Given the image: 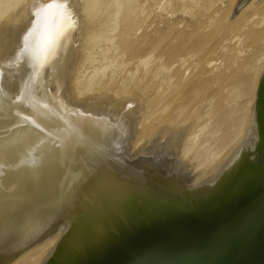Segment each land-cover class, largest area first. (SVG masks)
<instances>
[{
	"label": "water",
	"instance_id": "95a60500",
	"mask_svg": "<svg viewBox=\"0 0 264 264\" xmlns=\"http://www.w3.org/2000/svg\"><path fill=\"white\" fill-rule=\"evenodd\" d=\"M61 158L31 204L0 222V264L67 225L44 264H264V72L252 120L209 170L182 160L193 124L138 148V108L49 99Z\"/></svg>",
	"mask_w": 264,
	"mask_h": 264
},
{
	"label": "bare ground",
	"instance_id": "6f19581e",
	"mask_svg": "<svg viewBox=\"0 0 264 264\" xmlns=\"http://www.w3.org/2000/svg\"><path fill=\"white\" fill-rule=\"evenodd\" d=\"M145 1H147V0H145ZM145 1H142V5L144 4L143 2H145ZM194 1H197V0H194ZM212 1H211V4L213 3ZM220 1L221 0H219V2ZM202 2H205V0L204 1L202 0ZM207 2H210V0H207ZM215 3H217V2L215 1ZM221 3H222V1H221ZM137 4H141V3H138L137 0H80V1H78V0L77 1L76 0L75 1L74 0H0V19L4 18V19H1V22H0V222L7 219L8 217L12 216L16 212L20 211L21 209H23L24 207H26L32 203V201L50 183V180H51V178L55 172V169H56V167L60 161L62 137H61L59 121L57 119V116H56L53 108L51 107L50 102H49V99L52 95H55V94L61 95L67 102L72 103V104H78V105L90 104V103H100V104H105V105H110V106H122V105L128 104L131 101L136 102L137 108H138L137 125H138V130H139V136H138L136 143L134 144V148H138L140 145H142V143L146 140V138L154 130H156L160 127L183 128L184 126L189 124V122L184 126L183 125L180 126V124L186 123L188 118L193 116V124L190 126V128L187 130V132L184 134V137L181 141L180 155H181L183 162L190 169H192L193 171H196V172H204V171L211 169L236 144V142L242 137V135L244 134V132L248 128V126L252 120V116H253L256 91L258 88L260 78L264 72V0H227V4L225 3L226 4L225 7L220 6L221 8H223V10H222L223 12H221L220 16H217L218 18L219 17L220 18H219V20L217 19L218 22H217L216 26L215 25H214L215 27L213 26V28H216L215 30H217V28L223 29L221 31V33H219L217 31L219 34H221V37H223V39H224L225 35L227 37V34H230L231 32H232L231 34H234V31L242 32L243 35L245 36L244 37L245 40L240 39V40H242V45L246 41L248 44V47L250 48V51H251L248 58L245 59L246 61H244L243 63L239 62L242 64L234 72L233 78L235 77V81L233 83H235L237 85V87H235L236 89L233 88V89H235L236 93L235 92H232V93H235V95H231V97L235 98V96L238 97L239 94H243V95L246 94L249 98L247 99L248 101L246 100L247 104H245V106L242 104L244 107L241 106L242 107L241 109H242V111L247 110L248 105H251L250 106L251 108L248 109L249 110L248 115H246L247 114L246 111L242 112L243 115L241 114L242 116L240 115V118L237 121V119L233 118L234 115L233 116L231 115L232 113H230L228 115V113H225L224 111H222L221 106L215 107L216 113H221V119H229L230 120L229 124L231 125L230 126L231 130H229L227 132H223L220 136H218V137L216 136L214 138L212 137V139L211 138L209 139V137H208V139H206V140L203 139L202 142L199 141L200 131L202 132L203 129H205V128H207V126L211 125L210 122L208 123L207 121L205 123L204 122L201 123L200 121H205V119H207V118H204V120H203V117H202V114L200 113V111H197V110L194 111L195 109L193 110V106H194V108H196V107L201 105V104L200 105H197V104L200 102L202 97L205 95L204 94V92H205L204 89H206L205 86L208 87L207 84L203 87L202 82L201 83H200V81L197 82L200 77H204V73L206 72L205 71L206 68L205 69L200 68V70L201 69L203 70L202 73L199 71L196 75L197 80L192 81V83L197 82V84H194L191 87L190 86L192 84L191 81L188 83V85L191 83L189 85L190 87H187V90L185 89V91H187L188 94L185 93V91H184V88L187 85L183 88V90H180L181 92L178 93V97H176L177 93H176V96H173V95H175V93L172 94L174 92V90L177 89V86L175 87V89L172 88L173 91L170 88L171 89L170 91H172V93L170 91H168L167 88L163 89L164 88L163 87L162 88L163 92H164V90H166V91L170 92L168 94H164L163 92L161 93V91H158L160 89L157 90L158 87L156 88V90L159 92V95L157 92V96H159L158 98H160V99H158L156 96L157 99H155V101L156 100H159V101L162 100L161 102L164 103V106L162 108L160 107L161 109L157 108L156 105H159V106L163 105V104H161V102H160V104L156 103L155 106L158 110H160V113L162 111L166 110L167 115H163L164 119L160 118L159 120H157L158 123H156L155 125L154 124L148 125V126L142 125V123L144 121V116L149 118L151 116L150 113H152V111L155 110V108H154L155 106H153L154 109L152 107H150V108H152L151 109L152 111L150 113H148L147 109H149V108H147V105H148L147 100H146V98L143 99L142 93L145 92V90H146L145 83L147 82V79H146L147 76H148V78H149V76H150V78H152L153 76L157 77L156 75H158L159 72L161 71V69H160V71L157 72V67H155L156 64L153 66V67H155L154 70L156 69L155 75H153V76L148 75V73L146 75L145 70L146 69L148 70V68H146L145 70H143L144 74H145V76L143 74V77L144 78L146 77L145 78L146 80L143 79L142 77H139L137 80L133 79L134 81L132 80L133 83L130 84V86L128 84L131 83V81H130L131 79L129 80L130 82L127 81L128 82L127 84L124 83L125 85L123 87H121V85H120L119 87H121L122 90L126 93V95H122L121 98H119V97H117L118 99L116 98V93H118V91L122 92L121 89L120 90L117 89L118 91L115 89L116 90L115 94H111V95L105 94L106 92L102 93L101 91H100L101 93H99V92H97L98 90L97 91L94 90L95 93H91V92H93L92 89L90 92L91 94L86 96V93H85L83 95L84 97L81 95L84 92V90H86V89H87V91L90 90L91 85L94 84V85H96V87L99 86L98 80L94 81L95 80L94 76L96 74L99 75L100 73H102L105 65L109 66V64H110V66L113 68V64H111L110 62L114 63V61H115L113 59L114 55L111 59L112 61L109 62V60H110L109 58H111L112 52L117 51L118 48L121 50L122 55H125L124 53L130 52V51L128 52V50H130V47H132L131 43L134 42L135 38L134 39L132 38L133 41L130 42L129 36L132 34L131 33L132 29L136 27V26L134 27V25L140 24V22L139 23L137 22V20L140 17L139 18L137 17L138 19L134 20L135 15H132V12L134 11V8H136L135 6H137ZM17 5H19L18 8H17ZM199 5H201L200 2H199ZM139 7H140V5H139ZM202 7H205V4H203ZM200 8H201V6L199 7V9ZM136 9H135V11H136ZM141 10L142 9L140 8L139 12H141ZM134 12H133V14H134ZM214 12H211L210 14H212V13L214 14ZM146 13L147 14L145 16L147 17L148 13H150V12H146ZM216 13H217V11H216ZM137 14H136V16H137ZM136 16H135V18H136ZM21 17H22V20L19 21ZM208 17H210V15ZM142 18H141L143 20L142 23H144V21L146 22L145 17H142ZM16 19H19L18 20L19 23L14 24V21ZM141 19H140V21H141ZM214 21H216V20H214ZM214 21H212V22H214ZM207 22L205 20L204 24H206ZM212 22H211V25L213 24ZM170 24H169V26H170ZM172 24H174V23H172ZM208 24H210V22H208ZM141 26H139V29ZM199 26L197 27V31L199 30L198 28H200ZM204 26L205 25H203V27ZM205 27H207V26H205ZM117 28L119 29V31H118L119 33L116 32V34L118 35L117 36V43H116L115 42L116 39L114 40V38H113L114 35L111 34V36H113V37H110V33L113 32L114 30H116ZM137 28H138V26H137ZM172 28H173V26H172ZM207 28H210V27H207ZM155 29H157V28H155ZM135 32H136V30L134 31L133 34H135ZM165 32H163V33H165ZM212 32L213 31L211 30V33ZM163 33H161V34L163 35ZM189 33H188V35H189ZM222 34H225V35H222ZM159 35H160V33H159ZM203 35L205 36V34H203ZM131 36H133V35H131ZM144 36H146V35H144ZM200 36H202V35H200ZM238 36H240V35H238ZM242 36H240V37H242ZM143 37H142V40L140 39L142 43H144ZM205 37L207 38L208 35ZM210 37H211V35H210ZM221 37H219V39ZM226 37H225L224 41L229 40ZM240 37H238V39H236V40H238L237 41L238 43L240 42L239 45L241 44V41H239ZM161 38H164V36ZM137 39H138V36L136 37V40ZM219 39H217V40H219ZM112 40H114L115 44H113L114 42H112ZM149 40L150 39H148V41ZM158 40H156V41H158ZM170 40L172 41V39H169V41L168 40L167 41L170 43ZM206 40H209V39H206ZM156 41L153 43H156ZM163 41L164 40H162V42ZM203 41H202V43H200V45L197 46V48L195 47L196 50H198L200 47H202V49H203V46L204 47L207 46L208 41H205L204 43H203ZM110 42H112L111 43L112 46L113 45L116 46L115 48H113V51H112V46L111 47L108 46V44H110ZM168 42H166V43L168 44ZM213 42H217V41L214 40ZM75 43H76V45H75ZM238 43H237V45H238ZM137 44H138V42H137ZM139 44H140V42H139ZM232 44L233 43H231V45ZM74 45L76 46V48ZM99 45H102V47H100ZM153 45H151V47L152 46L154 48L157 47V43L153 44ZM195 45H197V44H195ZM216 45H217V43L210 45V47L208 46L209 47V48L207 47L208 50L206 49L207 52L204 51L206 53L203 54L202 56L200 55V58L205 57L206 54H212L213 52H211V51L213 50V48H214L213 51H215L216 49L219 48L218 46H217L218 47L217 48ZM242 45H240V46L242 47ZM107 46H108V48H106ZM174 46H175V44H174ZM184 46H185V44H184ZM73 47L76 50H73ZM98 47H99V51L102 53V56L106 55L107 58L105 57L106 58L105 60H108L107 64L106 63H105V65L103 64L104 67H96L97 64H95V66H92V69H90L89 75H91V77L90 78L86 77L85 79L77 82V80L79 79L78 75L79 74L81 75V73H82V70H83L82 68L86 64H88L89 62L93 63L92 56H93L94 52H97L96 54L100 53L98 51H95L96 48H98ZM135 47H136V45H135ZM162 47L164 48L165 45H163ZM192 47H193V45H192ZM141 48L142 47L140 46V50H141ZM232 48H233V46H232ZM240 48L238 46L236 51H238V49H239V52H240ZM132 49H133V47H132ZM151 49H153V48H151ZM162 49H160L161 51H159V49H158V51H159L158 55L159 56L155 55L156 57H158V58L154 57L155 59L159 60V58H161L163 60L166 57V56H164L163 58L160 57L162 51H164ZM191 49H193V48H191ZM220 49H222V48H220ZM242 49L244 50V48H242ZM109 50H111V51H109ZM138 50H139V48H138ZM147 50H148V48H147ZM200 50H201V48L198 50L197 53H199ZM146 51H144V49H143L144 53ZM166 51H167V49H166ZM194 51L192 52L193 55L196 53V52L194 53ZM227 51H228V49H227ZM121 52L119 51L120 56H121ZM138 52H136V53H138ZM143 52H142V54L140 53L142 56H137L135 54L138 58H135L133 56L135 59H137V60H135L133 58V60H135V62H137L135 64V66L132 65V66H134V68H133V69H135L134 71H138L137 68H139V65L145 64L147 61H150V59L152 57L150 55L153 52L152 50H151V53L149 52L150 54L148 53L151 57L145 53L148 57H150V59H148V57L146 58ZM176 53H175V48H174L173 50L168 52V55L166 53V55L170 59L173 58V60H174V58H175L174 55ZM117 54H118V52H117ZM129 54L132 55V52ZM187 54L188 53H186V56H187ZM162 55H163V53H162ZM213 55H214V53H213ZM213 55H212V57H213ZM116 56L118 57L119 55H116ZM188 56H189V58H191L190 57L191 54ZM118 58H119V61L122 59L121 57H118ZM209 58H211V56ZM209 58H207V59H209ZM93 59H94V56H93ZM115 59H117V58L115 57ZM153 59H151V60H153ZM198 59H199V57H198ZM201 59H203V58H201ZM100 60H101V58H100ZM124 60H125V62H122V60H121V62L118 61L120 63V65H121V63L128 64L130 62V61L126 62L127 59H124ZM133 60H132V62H133ZM181 60L182 59H180L179 61H181ZM183 60H184V58H183ZM210 60H209V63L211 62ZM94 61H95V59H94ZM164 61L166 62V60H164ZM175 61L177 62L176 59H175ZM103 62H104V60L102 61V63ZM154 62L155 61H153V63ZM165 62L162 63L160 61V64L164 65ZM169 63H170V61H169ZM172 63H173V61H172ZM172 63H170V64H172ZM181 63H186V57H185L184 62H181ZM202 63H204V62H202ZM148 64H149V62H148ZM197 64H199V63L197 62ZM178 65H176V66L179 68L180 66H178ZM180 65H181V67H183L182 64H180ZM183 65H185V64H183ZM99 66H102V65L99 64ZM165 66H167V65H164L163 68ZM169 66H171V65H169ZM117 67H118V71H119V66H117ZM135 67H137V68H135ZM147 67H148V65H147ZM150 67L151 66H149V68ZM177 67H176V69H177ZM71 68H74L73 69L74 71L71 70ZM114 68H116V67H114ZM169 68L167 69V67H166L165 70L168 71ZM123 69H125V68H123ZM126 69L129 70V68H126ZM193 69H194V67H193ZM196 69H199V68H196ZM128 70H127V72H128ZM170 70H172V68ZM183 70H185V68L182 69L181 71H183ZM212 70L213 69L210 68L209 72ZM185 71H183V72H185ZM108 72L109 71H107V73ZM111 72L114 73V71H111ZM147 72H149V70ZM151 72L152 71L150 69V73ZM176 72H178V69ZM119 73L121 74V71L118 72V74ZM180 73L181 72H179V74ZM212 73H213V71H212ZM134 74H136V73H134ZM152 74H154V73H152ZM190 74L191 73H189V75ZM110 75H108V76H110ZM165 75L162 74L161 76L164 77ZM172 75H174L173 72L171 73V77H172ZM138 76H139V74L137 75V77ZM159 76H160V74H159ZM182 76H184V75L181 74V77ZM103 77H104V75H103ZM110 77H109V79L113 78V76H112V78H110ZM171 77H170V75H168V77H167L169 79H165V78L160 77L161 78L160 80L163 82L165 80L166 83L168 82L167 80H169L168 85L170 83L173 84L175 82H170ZM177 77H179V76L177 75ZM185 77H187V75ZM96 78H98V77H96ZM99 78H100V75H99ZM120 78L122 79L123 77L121 76ZM153 78H152V80H153ZM214 78H212V80H214ZM155 79L159 80V77H157ZM181 79H183V77ZM142 80L145 82L144 85L140 84V83H143ZM179 80H180V77H179ZM207 80H208V78H207ZM154 81H153V83H155V85H156L158 81L157 82H154ZM181 81L183 82V80H181ZM76 82H77V84H76ZM106 82L103 83V86L106 84ZM149 82H147V83H149ZM207 82L209 83V86H210L211 85L210 82L209 81H207ZM74 83L76 85H74ZM100 83H101V81H100ZM136 83H137V85H139V87H136L137 86ZM151 83H152V81H151ZM166 83L164 86H166ZM110 84H111V82H110ZM158 84H157V86H158ZM160 84H163V83L161 82ZM176 84L178 85L177 82H176ZM184 84L185 83H183V85ZM173 85H175V84H173ZM159 86L161 87V85H159ZM116 87H118V85ZM128 87H130V89L136 87L139 90L134 89L133 91L127 92L126 90L128 89ZM171 87H172V85H171ZM182 87H181V89H182ZM96 89H98V88H96ZM231 89L232 88H230V90ZM211 91H213V90H211ZM211 91L209 92V94L211 93ZM232 93H230V94H232ZM202 94H203V96H202ZM212 94L213 93H211V96H212ZM79 95H81V97ZM148 95L146 94L145 96H148ZM153 95H151V97ZM160 95H161V97H160ZM216 96H219V94ZM216 96L214 95V98H216ZM229 96L230 95L228 94L226 99H228V98L231 99V97H229ZM151 97H150V99H151ZM204 98H206L205 102H208L207 101L208 96L207 97L204 96ZM222 98L224 100L223 95H222ZM239 98H240V96H239ZM152 99H154V98H152ZM219 100L220 99H218V101ZM223 100H220V102H218V103H221V101H223ZM230 101H228V102H230ZM153 102H154V100H153ZM153 102L151 103V105L153 104ZM216 102H217V100H215L214 105ZM242 102H243V99H242ZM244 102H245V100H244ZM210 103L213 104V102H210ZM218 103H216V104H218ZM203 105H204V103H203ZM203 105H201V107H203ZM235 105L238 107V105H239L238 101L235 103ZM149 106H150V104H149ZM236 106H234V108ZM212 107L210 108L211 112L213 110ZM204 108H206V107H204ZM204 108H202V109H204ZM196 109L201 110L200 108H196ZM210 109H209V112H210ZM231 109L233 111L237 108L233 109V107H232ZM206 111L209 114L208 110H206ZM203 112H204V110H203ZM213 112H215V111H213ZM213 112L211 113L212 115L214 114ZM237 112H239V111H237ZM207 113L204 115L209 118L208 120H210V117H212V116L210 114L207 115ZM233 114H235V112ZM229 116H231V117H229ZM179 117H182V119H183L181 122L177 121V118H179ZM201 117H202V120H200ZM189 119H192V118H189ZM207 124H209V125H207ZM222 124H224V122H222V121L214 122L213 127H211L212 130H210L209 128L208 129L213 135V130L215 131L218 128L217 125L222 126ZM227 127L229 128V126H227ZM209 131L208 130L203 131V135L205 132L207 133ZM218 131H220V129ZM218 131H215V132L219 133ZM210 132H209V134H210ZM203 135L201 134V136H203ZM212 135L210 134V137ZM206 137H207V135H206ZM66 227H67V225L65 223H62L52 234H50L46 238L42 239L41 241H39L38 243H36L32 247H30L29 249H27L26 251L21 253L10 264H44V262L52 254V252H53L55 246L57 245L60 237L65 232Z\"/></svg>",
	"mask_w": 264,
	"mask_h": 264
},
{
	"label": "rangeland",
	"instance_id": "374dc122",
	"mask_svg": "<svg viewBox=\"0 0 264 264\" xmlns=\"http://www.w3.org/2000/svg\"><path fill=\"white\" fill-rule=\"evenodd\" d=\"M75 1V0H74ZM77 1V0H76ZM78 1H80V0H78ZM141 1V2H140ZM142 1H145V0H137V2L138 3H141V4H137V6H135L136 8H134V11H135V9H136V11L134 12V14H133V12H132V15H135L136 16V14L140 11V8L142 9L141 10V12H139L138 14H137V16H136V18H135V16H134V20H137L139 17V19L137 20V22L139 23L140 22V24H138V25H134V27L135 28H133L132 29V31H131V35H133V36H129V41L131 42V41H133L132 40V38L134 39V42L133 43H131L132 44V47H133V49H132V47H130V50H128V52L129 53H131L132 52V55L131 54H129V53H124L125 55H122V52H121V50L118 48L117 49V51H115V52H112V56H111V58H109L110 60H109V62L110 61H112L111 59H112V57H113V55H114V63L116 64H114V63H112V62H110L111 64H113V68L110 66V64H109V66L108 65H105V63L107 64V61L108 60H105L107 57H106V55L105 56H102V53L99 51V47L98 48H96V50L95 51H98V52H100L99 54H96L97 52H94V54H93V56H94V59H95V61H94V59H93V56H92V61H93V63H91V62H89L88 64H86L82 69V73H81V75L79 74L78 75V77H79V79L77 80V82H79V81H81V80H83V79H85L86 77L88 78H90L91 77V75H89L90 74V69H92V66H95V64H97V66L96 67H104V65H105V67H104V69H103V72L102 73H100L99 75H100V78H99V75L98 74H96L94 77V81H97L98 80V85L99 86H97L96 87V85H91V88H90V90H88L87 91V89L86 90H84V92L81 94L82 96L86 93V96L87 95H89V94H91V93H95V91H97V92H99V93H105V94H108V95H111V94H115V91L118 89V90H122V88L121 87H123L125 84H127L128 82L127 81H129L130 79V81H131V83H129L128 85L130 86V84H132L133 83V79H135V80H137L139 77H142L143 79H145L144 77H143V74H144V71L143 70H145L146 68H148V70H149V72H147L148 70L146 69L145 71V73H146V75H147V73H148V75H155V71H156V69L154 70V68L155 67H157V72L158 71H160V69H161V73L159 72V74H160V76H159V74L158 75H156L157 77H159V80H157V79H155V78H157V77H152L153 78V80H152V78H150V76H149V78H148V76H147V82H149V83H145L143 80V83H140L141 85L143 84L144 85V83H145V85H146V90H145V92H143L142 93V96H143V99H145L146 98V100H147V108H149V109H147V111H148V113H150L152 110V108H153V106H155L156 105V103H159L160 104V102L162 101H159V100H156L155 101V99H157L159 96H157V92L158 91H161V93L163 92V89H166L167 88V90L168 91H170L172 88H174L175 89V87L177 86V89H175L174 90V92L172 93V91H173V89H172V91H170L172 94H174L175 93V95H173V96H176V93H177V96L176 97H178V93H180L181 91L180 90H183V88H184V91H185V89L187 90V87H192V85H194V84H197V82H199L200 81V83L202 82V84H203V87L207 84L208 85V87L207 86H205V88L206 89H204L205 90V92H204V96H208V98H207V101L208 102H205L206 101V98H204V96H203V94H202V101L200 100V102L197 104V105H203V103H204V105H203V107H201V105L200 106H198V107H196V108H200L201 110H199V109H196V108H194V106H193V110L194 111H200V113L202 114V117H203V120H204V118H207V119H205V121H200L201 123L202 122H210V124L211 125H209V124H207V125H209V126H207V128H205V129H203L202 130V132L200 131V133H199V141L200 142H202L203 141V139L204 140H206V139H208V137H209V139L211 138L212 139V137L214 138V137H218V136H220L223 132H227V131H229V130H231L230 128V120L229 119H221V113H216V110H215V107H217V106H221L222 107V111H224L225 113H228V115L230 114V113H232L231 115L233 116L234 115V119H237V121H238V119L240 118V115L242 114V112H245L246 111V115H248V113H249V108H251L250 106L251 105H248V107H247V110H245V111H242V107H244L245 106V104H247V102H246V100L249 98L246 94H239V96H240V98H239V96L237 97V96H235V98L234 97H231V95H235V93H236V91H235V87H237V85L235 84V83H233L234 81H235V77L233 78V76H234V72H235V70L244 62V61H246L245 59H247L248 58V56H249V54L251 53V51H250V48L248 47V44H247V42L245 41L244 43H243V45H242V40H245L244 39V35H243V33L242 32H238V31H234V34H227V37H226V33L225 34H222V35H225L224 36V39H223V37H221V34H219V33H221V31L223 30V29H219V28H217V30H215L216 28H213V26L215 25L216 26V24H217V22H218V20H219V18L217 17V16H220L221 15V12H223L222 10H223V8H221V7H225L226 6V4H227V0H221L222 1V3H221V1L219 2V0H210V2H207V0H205V2H202V0H197V1H194V0H147V1H145V2H143L144 4L142 5ZM204 1V0H203ZM211 1L213 2L212 4H211ZM215 1L217 2V3H215ZM196 2V3H195ZM199 2H200V4L201 5H199ZM226 3V4H225ZM161 4V5H160ZM203 4H205V7H202L203 6ZM211 4V5H210ZM224 4V5H223ZM139 5H140V7H139ZM219 7H218V6ZM18 6L19 5H17V8H18ZM201 6V8L199 9V7ZM208 6V7H207ZM211 6V7H210ZM217 6V7H216ZM221 6V7H220ZM159 8V9H158ZM217 8V9H216ZM199 9V10H198ZM204 10V11H203ZM206 10V11H205ZM217 11V13H216V11ZM214 12V14L212 15V14H210L211 12ZM219 11V12H218ZM146 12H150V13H148V15H147V17L145 16L147 13ZM202 12V13H201ZM145 13V14H144ZM207 13V14H206ZM140 14V15H139ZM219 14V15H218ZM206 15V16H205ZM210 15V17L212 18H210V17H208ZM216 15V16H215ZM213 16V17H212ZM138 17V18H137ZM142 17H145V20H146V22L144 21V23H142L143 22V18ZM217 17V18H216ZM143 20H142V19ZM208 18V19H207ZM215 18V19H214ZM1 19H4V18H1ZM1 19H0V22H1ZM140 19H141V21H140ZM218 19V20H217ZM19 19H16L15 21H14V24H16V23H19V21H21L22 20V17L20 18V20L18 21ZM205 20H206V22L208 21V22H210V24H208V22L206 23V24H204L205 23ZM214 20H216V21H214ZM203 21V22H202ZM212 21H214V22H212ZM211 22L213 23L212 25H211ZM216 22V23H215ZM171 23V24H170ZM172 23H174V24H172ZM169 24H170V26H169ZM142 25V26H141ZM173 26V28H172V26ZM200 25V26H199ZM203 25H205V26H207V27H210V28H207V27H203ZM137 26H138V28H137ZM139 26H141L140 27V29H139ZM169 26V27H168ZM200 27V28H198L199 30L197 31V27ZM214 26V27H215ZM149 27V28H148ZM157 28V29H155V28ZM168 27V28H167ZM172 29H171V28ZM178 27V28H177ZM202 27V28H201ZM159 28V29H158ZM194 28V29H193ZM118 29V28H117ZM114 30L113 32H111L110 33V37H113V36H111V34L112 35H114V40L116 39V43H117V34H116V32H118L119 31V29L118 30ZM136 30V32H135V34H133L134 33V31ZM153 29V30H152ZM165 29V30H164ZM204 29V30H203ZM152 30V31H151ZM158 30V31H157ZM211 30L213 31L212 33H211ZM160 31V32H159ZM166 31V32H165ZM169 33H168V32ZM171 31V32H170ZM208 31V32H207ZM210 31V32H209ZM219 33H218V32ZM160 33V35H159V33ZM163 32H165V33H163ZM183 32V33H182ZM190 32V33H189ZM215 32V33H214ZM237 32V33H236ZM115 33V34H114ZM119 33V32H118ZM143 33V34H142ZM149 33V34H148ZM156 33V34H155ZM161 33H163V35L161 34ZM188 33H189V35H188ZM208 33V34H207ZM148 34V35H147ZM169 34V35H168ZM203 34H205V36H207L208 35V37L206 38ZM219 34V35H218ZM240 35V36H242V37H240V36H238V35ZM116 35V36H115ZM144 35H146V36H144ZM173 35V36H172ZM185 35V36H184ZM188 37H187V36ZM193 35V36H192ZM199 35V36H198ZM200 35H202V36H200ZM210 35H211V37H210ZM215 35V36H214ZM237 35V36H236ZM138 36V39L136 40V37ZM140 36V37H139ZM144 36V37H143ZM164 36V38H161V37H163ZM233 36V37H232ZM142 37H143V40H144V43H142L141 42V40H142ZM160 37V38H159ZM166 37V38H165ZM175 37V38H174ZM182 39H181V38ZM203 37V38H202ZM219 37H221L220 39H219ZM225 37L226 38H228L229 40L228 41H224L225 40ZM231 37V38H230ZM237 37V38H236ZM238 37H240L239 38V41H241V44L240 45H242V47L239 45V43L237 42L238 40H236V39H238ZM150 39L149 41H148V39ZM152 38V39H151ZM174 38V39H173ZM177 38V39H176ZM205 38V39H204ZM234 38V39H233ZM141 39V40H140ZM147 39V40H146ZM160 41H159V40ZM169 39H172V41L170 40V43L168 42L169 41ZM176 39V40H175ZM206 39H209V40H206ZM217 39H219V40H217ZM223 39V40H222ZM233 39V40H232ZM240 39H242V40H240ZM114 40H112V42H114ZM146 40V41H145ZM156 40H158V41H156V43H157V47L156 48H154L153 46V44H156V43H153V42H155ZM162 40H164L163 42H162ZM168 40V41H167ZM188 40V41H187ZM196 40V41H195ZM204 40V41H203ZM217 41V42H213V41ZM236 40V41H235ZM148 41V42H147ZM185 41V42H184ZM187 41V42H186ZM200 41V42H199ZM202 41H203V43L205 42V41H208V43H207V46H203V49H202V47H200L201 48V50L199 51V53H197L198 52V50L200 49H198V50H196V48H197V46L198 45H200V43H202ZM210 41V42H209ZM221 41V42H220ZM112 42H110V44H108V46H112L111 45V43ZM115 42L113 43V44H115ZM137 42H138V44H137ZM139 42H140V44H139ZM147 42V43H146ZM162 42V43H161ZM166 42H168V44L166 43ZM182 42V43H181ZM199 42V43H198ZM213 42V43H212ZM160 43V44H159ZM167 45H166V44ZM173 43V44H172ZM214 44V43H217V45H216V47L218 48V49H216L215 51H213L214 50V48H213V50L211 51V52H213L214 53V55H213V53L212 54H206L205 55V57H201V58H203V59H201L200 58V55L202 56L203 54H205L206 52H207V50H208V48L210 47V45H212V44ZM220 43V44H219ZM231 43H233L232 45H231ZM237 43H238V45H237ZM246 43V44H245ZM99 44V43H98ZM174 44H175V46H174ZM177 44V45H176ZM182 44V45H181ZM184 44H185V46H184ZM195 44H197V45H195ZM222 44V45H221ZM227 46H226V45ZM236 44V45H235ZM75 45H76V43H75ZM74 45V46H75ZM135 45H136V47H135ZM151 45H153L152 47H151ZM163 45H165V47L163 48L162 46ZM192 45H193V47H192ZM220 45V46H219ZM100 47H102V45H99ZM108 46L106 47V48H108ZM140 46L142 47L141 48V50H140ZM178 46V47H177ZM209 46V47H208ZM231 46V47H230ZM232 46H233V48H232ZM238 46H239V48H240V52H239V49H238V51H236L237 50V48H238ZM116 46L115 45H113L112 46V51H113V48H115ZM150 47V48H149ZM187 47V48H186ZM196 47V48H195ZM208 47V48H207ZM215 47V48H216ZM75 48H76V46H75ZM74 47H73V50H76ZM138 48H139V50H138ZM147 48H148V50H147ZM151 48H153V49H151ZM163 48V49H162ZM172 48V49H171ZM175 48V53L177 54H175L174 55V60H173V58L172 59H170L169 57H167V55H168V52H170L171 50H173ZM182 48V49H181ZM191 48H193V49H191ZM220 48H222V49H220ZM242 48H244V50L242 49ZM249 48V49H248ZM262 48V47H261ZM143 49H144V51H146L145 53L148 55V56H150L151 57V59H153L154 57L155 58H158V57H156L155 55H158V52L159 51H161L160 49H162V50H164V51H162V53H163V55H162V53H161V56L160 57H164V56H166L163 60L161 59V58H159V60L158 59H153V60H151L150 59V57H148L144 52H143ZM146 49V50H145ZM150 49V50H149ZM158 49H159V51H158ZM166 49H167V51H166ZM185 49V50H184ZM207 49V50H206ZM220 49V50H219ZM224 49V50H223ZM227 49H228V51H227ZM242 49V50H241ZM115 50V49H114ZM151 50L153 51L152 52V54H150L151 53ZM195 50V51H194ZM203 50V51H202ZM233 50V51H232ZM247 50V51H246ZM263 50V49H262ZM109 51H111V50H109ZM119 51L121 52V56H120V54H119ZM139 51V52H138ZM155 51V52H154ZM188 51V52H187ZM194 51V55L192 54V52ZM204 51H206V52H204ZM217 51V52H216ZM227 51V52H226ZM117 52H118V54H117ZM136 52H138V53H136ZM142 52L144 53V55H145V57L147 58L148 57V59H150V61H147L145 64H140L139 65V68H137V67H135V68H137V70L138 71H134L135 69H133L134 68V66H135V64L137 63V62H135V60H137V59H135V58H138L137 56H142L141 54H142ZM150 52V53H149ZM167 53V55H166V53ZM180 52V53H179ZM210 52V53H211ZM216 52V53H215ZM232 52V53H231ZM246 52V53H245ZM141 53V54H140ZM150 55H149V54ZM186 53H188L187 54V56H186ZM191 54V58H189V56L188 55H190ZM237 53V54H236ZM137 56H136V55ZM140 54V55H139ZM185 54V55H184ZM99 55V56H98ZM101 55V56H100ZM116 55H119L118 57H121L120 59L122 60V62H125V60L124 59H127L126 60V62H128V61H130L128 64H123V63H121V65H120V63L119 62H121V60L119 61V58L116 56ZM131 55V56H130ZM181 55V56H180ZM209 55V56H208ZM212 55H213V57H212ZM124 58H123V57ZM128 56V57H127ZM135 58H134V57ZM159 56V55H158ZM179 56V57H178ZM211 56V58H209ZM237 56V57H236ZM96 57V58H95ZM104 57V58H103ZM106 57V58H105ZM115 57L117 58V59H115ZM185 57H186V63H181V62H184V60H185ZM198 57H199V59H198ZM240 57V58H239ZM243 57V58H242ZM100 58H101V60H100ZM133 58L135 59V60H133ZM144 58V57H143ZM168 58V59H167ZM183 58H184V60H183ZM189 58V59H188ZM207 58H209V59H207ZM147 59V60H148ZM175 59L177 60V62L175 61ZM180 59H182L181 61H179ZM201 59V60H200ZM211 59V60H210ZM104 60V62L102 63V61ZM132 60H133V62H132ZM164 60H166V62L164 61ZM170 61V63H172V61H173V63L172 64H170L169 63V61ZM209 60L211 61L210 63H209ZM226 60V61H225ZM228 60V61H227ZM119 61V62H118ZM153 61H155L154 63H153ZM160 61L162 62V63H164L165 62V64L164 65H167V66H165L164 68H163V66L164 65H162V64H160ZM207 63H206V62ZM235 61V62H234ZM101 62V63H100ZM118 62V63H117ZM135 62V63H134ZM148 62H149V64H148ZM168 62V63H167ZM179 62V63H178ZM197 62L199 63V64H197ZM202 62H204V63H201ZM239 62H242V63H239ZM191 63V64H190ZM99 64H101L102 66H99ZM104 64V65H103ZM119 64V65H118ZM157 66H156V65ZM171 65V66H169V65ZM174 64V65H173ZM179 64V65H178ZM180 64H182V66L183 67H181V65ZM183 64H185V65H183ZM239 64V65H238ZM115 65V66H114ZM126 65V66H125ZM132 65H134V66H132ZM143 65V66H142ZM147 65H148V67H147ZM155 65V67H153ZM159 65V66H158ZM162 67H161V66ZM176 65H178V66H180L179 68L176 66ZM195 65V66H194ZM238 65V66H237ZM117 66H119V71H118V67ZM122 66V67H121ZM125 66V67H124ZM131 66V67H130ZM142 66V67H141ZM145 66V67H144ZM149 66H151L150 68H149ZM170 68H169V67ZM174 66V67H173ZM185 66V67H184ZM187 66V67H186ZM190 66V67H189ZM199 66V67H198ZM110 67V68H109ZM114 67H116V68H114ZM160 67V68H159ZM166 67H167V69L169 68V70L172 68V70H165L166 69ZM176 67H177V69H178V72H176L177 71V69H176ZM193 67H194V69H193ZM217 67V68H216ZM123 68H125V69H123ZM126 68H129V70L128 69H126ZM153 68V69H152ZM159 68V69H158ZM185 68V70H183V71H185V72H183V71H181L182 69H184ZM196 68H199V69H196ZM200 68H206L205 69V73H204V77H200L199 79H198V81L195 83V82H193L192 83V81H195V80H197L196 78H197V73L200 71L201 73H202V69L200 70ZM210 68L211 69H213L212 71H213V73H212V71H210L209 72V70H210ZM215 68V69H214ZM235 68V69H234ZM74 68H71V70H73ZM150 69H151V73H150ZM165 71H163V70ZM175 69V70H174ZM180 69V70H179ZM234 69V70H233ZM127 70H128V72H127ZM132 70V71H131ZM193 70V71H192ZM233 70V71H232ZM74 71V70H73ZM107 71H109L108 73H107ZM111 71H114V73L113 72H111ZM121 71V74L119 73L118 74V72H120ZM123 71V72H122ZM134 71V72H133ZM141 71V72H140ZM173 72V74L174 75H172V77H171V73ZM192 71V72H191ZM111 72V73H110ZM125 72V73H124ZM131 72V73H130ZM168 74H167V73ZM179 72H181L180 74H179ZM106 73V74H105ZM114 75H113V74ZM134 73H136V74H134ZM150 73V74H149ZM152 73H154V74H152ZM189 73H191L190 75H189ZM194 73V74H193ZM215 73V74H214ZM85 74V75H84ZM104 75V77H103V75ZM113 76V78H112V76ZM139 74V76L137 77V75ZM157 74V73H156ZM162 74H166L164 77L163 76H161ZM181 74L182 75H184V76H182L183 77V79H181L182 77H181ZM217 74V75H216ZM88 75V76H87ZM108 75H110V76H108ZM116 75V76H115ZM120 75V76H119ZM126 75V76H125ZM136 75V76H135ZM168 75H170V82H175V83H173V84H175V85H173L172 83H170L169 85H168V83H169V80H167L168 82L166 83L165 82V80H164V82L163 81H161L160 79L161 78H165V79H169V78H167L168 77ZM177 75L180 77V80H179V77H177ZM187 75V77H185ZM194 75V76H193ZM123 77L122 79L120 78V77ZM135 76V77H134ZM144 76H145V74H144ZM167 76V77H166ZM193 76V77H192ZM218 76V77H217ZM96 77H98V78H96ZM109 77L110 78H112V79H109ZM128 77V78H127ZM133 77V78H132ZM137 77V78H136ZM161 77V78H160ZM174 77V78H173ZM176 77V78H175ZM185 77V78H184ZM215 77V78H214ZM173 78V79H172ZM207 78H208V80H207ZM212 78H214V80H212ZM220 78V79H219ZM226 78V79H225ZM108 79V80H107ZM115 79V80H114ZM145 79V80H146ZM151 79V80H150ZM103 80V81H102ZM111 80V81H110ZM133 80V81H132ZM149 80V81H148ZM155 80V81H154ZM158 82H157V81ZM176 80V81H175ZM181 80H183V82L181 81ZM188 80V81H187ZM212 82H211V81ZM223 80V81H222ZM100 81H101V83H100ZM106 82V84L103 86V83H105ZM119 81V82H118ZM129 81V82H130ZM141 81V82H142ZM151 81H152V83H151ZM153 81L154 82H157V84H158V86H157V84L155 85V83H153ZM160 81V82H159ZM186 81V82H185ZM191 81V85L189 86L188 85V83ZM205 81V82H204ZM207 81H209L210 82V86H209V83L207 82ZM220 81V82H219ZM77 82H76V84H77ZM110 82H111V84H110ZM113 82V83H112ZM163 83V84H160V83ZM176 82L178 83V85L176 84ZM119 83V84H118ZM125 83V84H124ZM165 83H166V86H164L165 85ZM181 85H180V84ZM183 83H185L184 85H183ZM75 83H74V85H76ZM108 84V85H107ZM118 85V87H116L117 85ZM123 84V85H122ZM201 84V85H202ZM218 84V85H217ZM232 84V85H231ZM116 85V86H115ZM121 85V87H119ZM127 85V86H128ZM136 85H137V83H136ZM159 85H161V87L159 86ZM171 85H172V87H171ZM168 86V87H167ZM170 86V87H169ZM183 86V87H182ZM231 86V87H230ZM136 87H139V85H137ZM131 88L130 89V87H128V89L126 90L127 92H130V91H133L134 89H138V88ZM158 87V88H157ZM164 87V88H163ZM181 87H182V89H181ZM96 88H98V89H96ZM100 88V89H99ZM156 88H157V90L158 89H160V90H156ZM163 88V89H162ZM171 88V89H170ZM214 88V89H213ZM216 88V89H215ZM230 88H235V89H231L230 90ZM91 89L93 90V92H91ZM108 89V90H107ZM116 89V90H115ZM145 89V88H144ZM149 89V90H148ZM208 89V90H207ZM95 90V91H94ZM117 90V91H118ZM139 90V89H138ZM179 92H178V91ZM211 90H213V91H211ZM217 90V91H216ZM220 92H219V91ZM231 92H230V91ZM86 91V92H85ZM101 91V92H100ZM156 91V92H155ZM168 91H166V90H164V94H168V93H170V92H168ZM183 91V92H184ZM207 91V92H206ZM211 91V93H213L212 94V96H211V93L209 94V92ZM91 92V93H90ZM114 92V93H113ZM155 92V93H154ZM189 92V91H188ZM232 93V92H235V93H232V94H230V93ZM239 92V91H238ZM160 93V94H161ZM185 93H187V91H185ZM208 93V94H207ZM219 94V96H216V95H218ZM144 94V95H143ZM148 95V96H145V95ZM153 95L152 97H151V95ZM188 94V93H187ZM207 94V95H206ZM228 94L230 95L229 97H231V99H226V97L228 96ZM238 94V93H237ZM81 95H79L80 97H81ZM120 95V96H119ZM122 95H126V93L122 90V92L120 91H118V93H116V98L117 97H119V98H121V96ZM158 95H159V92H158ZM214 95L216 96V98H214ZM222 95H223V97H224V100H223V98H222ZM242 95V96H241ZM156 96H157V98H156ZM84 97V96H83ZM150 97H151V99L152 98H154V99H150ZM160 97H161V95H160ZM210 97V98H209ZM212 97V98H211ZM247 97V98H246ZM148 98V99H147ZM222 98V99H221ZM118 99V98H117ZM158 99H160V98H158ZM209 99V100H208ZM218 99H220V100H223V101H221V103H218V102H220V100L218 101ZM226 99V100H225ZM238 99V100H237ZM242 99H243V102H242ZM149 100V101H148ZM153 100H154V102H153ZM215 100H217V102L216 103H218V104H216L215 103V105H214V102H215ZM231 100V101H230ZM237 102L238 101V103H239V105H238V107L235 105V101ZM244 100H245V102H244ZM226 101V102H225ZM228 101H230V102H228ZM248 101V100H247ZM150 102V103H149ZM153 102V104L151 105V103ZM164 102V101H163ZM202 102V103H201ZM210 102H213V104H211ZM235 102V103H234ZM253 102V101H252ZM214 107H212L210 104ZM149 104H150V106H149ZM161 104H163V105H156L157 106V108L158 109H161L163 106H164V103H162L161 102ZM209 104V105H208ZM228 104V105H227ZM244 106H243V105ZM224 105V106H223ZM156 106L154 107L155 108V110L154 111H152V113H150V117L148 118V117H146V116H144V121H143V123H142V125L143 126H148V125H152V124H156V123H158L157 122V120H159L160 118L161 119H164V116L163 115H167V111L166 110H164V111H162L161 113H160V110H158L157 108H156ZM196 106V105H195ZM208 106V107H207ZM212 107V112L213 111H215V112H213L214 114L212 115L211 113V107ZM234 106H236L235 108H237V109H235L234 108ZM242 106V107H241ZM150 107H152V108H150ZM161 107V108H160ZM204 107H206V108H204ZM227 107V108H226ZM233 107V109H235V110H233L234 112H235V114H233L234 112L232 111V108ZM153 108V109H154ZM202 108H204V109H202ZM230 108V109H229ZM209 109H210V112H209ZM217 109V108H216ZM228 109V110H227ZM203 110H204V112H203ZM206 110H208V112H209V114L212 116V117H210V120H208L209 118L207 117V116H205L204 114H206L207 113V111ZM237 111H239V112H237ZM208 113H207V115H209ZM216 114V115H215ZM238 115V116H237ZM243 115V114H242ZM241 115V116H242ZM238 118H237V117ZM202 117H201V119L200 120H202ZM229 117H231V116H229ZM189 118H192V119H189ZM188 118V120L186 121V123H182V124H180V126L181 125H186L188 122L190 123L191 122V120L193 121V116H191V117H189ZM212 118V119H211ZM217 119V120H216ZM183 119H182V117H179V118H177V121H182ZM190 120V121H189ZM217 121H222V122H224V124H222V126H219V125H217V130H215V131H218L219 129H220V131H218L219 133H217V132H215L214 130H213V135H212V133L209 131V129L210 130H212L211 129V127H213V123L214 122H217ZM213 122V123H212ZM227 124V125H226ZM227 126H229V128L227 127ZM209 128V129H208ZM209 131L210 132V134L212 135L211 137H210V134H209V132H205L204 133V135H203V131ZM216 135H215V134ZM201 134L203 135V136H201ZM206 135H207V137H206ZM202 137V138H201Z\"/></svg>",
	"mask_w": 264,
	"mask_h": 264
},
{
	"label": "snow or ice",
	"instance_id": "6c2138e0",
	"mask_svg": "<svg viewBox=\"0 0 264 264\" xmlns=\"http://www.w3.org/2000/svg\"><path fill=\"white\" fill-rule=\"evenodd\" d=\"M51 6V5H50Z\"/></svg>",
	"mask_w": 264,
	"mask_h": 264
}]
</instances>
